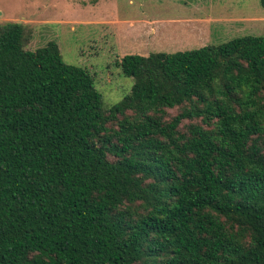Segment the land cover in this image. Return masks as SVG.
<instances>
[{"label":"trees","instance_id":"1","mask_svg":"<svg viewBox=\"0 0 264 264\" xmlns=\"http://www.w3.org/2000/svg\"><path fill=\"white\" fill-rule=\"evenodd\" d=\"M30 38L0 22V264H264V34L125 54L111 106Z\"/></svg>","mask_w":264,"mask_h":264},{"label":"rangeland","instance_id":"2","mask_svg":"<svg viewBox=\"0 0 264 264\" xmlns=\"http://www.w3.org/2000/svg\"><path fill=\"white\" fill-rule=\"evenodd\" d=\"M7 21L28 26L27 49L57 41L64 60L87 69L111 106L134 84L116 63L125 54L262 35L264 6L260 0H0V22Z\"/></svg>","mask_w":264,"mask_h":264}]
</instances>
